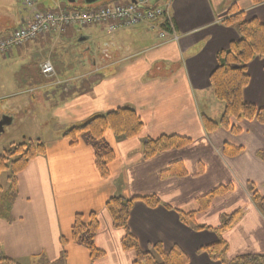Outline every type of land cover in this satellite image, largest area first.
<instances>
[{
	"label": "crops",
	"instance_id": "0c3cea01",
	"mask_svg": "<svg viewBox=\"0 0 264 264\" xmlns=\"http://www.w3.org/2000/svg\"><path fill=\"white\" fill-rule=\"evenodd\" d=\"M63 1L80 2L59 0L52 8L37 5V9L93 11L111 2L125 5L133 0H110L108 5L98 3L104 1L100 0L87 9L65 6ZM232 5L243 13L244 20L264 23V4L254 6L252 0H172L169 13L179 36L177 43L158 46L156 37L145 26L116 33H108L101 26L100 31H106L102 34L118 35L104 43L100 53L92 50L95 55L89 57V75L96 77V82L80 96L55 104L56 108H67L58 113L64 118L59 123V138L46 142L44 154L17 176V196L7 214L10 219L0 212V245L6 258L19 264H35L44 257L53 264L65 254L62 264H92L87 251L70 240L74 216L86 220L90 213L96 214L99 222L95 247L105 254L94 264H132L135 254L122 251L120 246L126 233L137 239L141 252H148L155 244H160L164 253L177 246L187 256L188 264H214L207 254L197 251L221 240L228 247L227 261L264 254V216L247 193L249 183L254 186L264 182V127L240 121L234 123L241 131L239 135L224 130L207 134L202 120L204 117L218 123L224 112V105L214 98L209 76L216 67V53L239 38L234 27L223 23ZM28 17L24 5V11L14 17L17 24L3 36L22 26ZM96 37L89 33V41ZM64 39L67 44L83 46L88 38L83 28H69ZM247 74L249 83L242 99L263 107L264 57L253 59L247 65ZM118 108L133 110L143 128L132 139H117L110 131L105 133L115 159L108 166L109 177L103 180L95 168L92 148L82 141L69 146L63 131L72 123L80 125ZM162 136L184 137L190 143L143 160L144 142ZM224 144L240 148L241 153L225 157ZM178 161L186 175L161 177L163 170ZM225 185H232L231 193L215 198L207 210L197 212L198 197ZM114 196H154L161 206L150 209L135 202L127 230H115L105 210L106 202ZM244 206L246 212L239 222L219 234L216 229L221 227L222 216ZM178 212L196 215L192 222L182 223ZM196 226L210 230L195 231Z\"/></svg>",
	"mask_w": 264,
	"mask_h": 264
},
{
	"label": "trees",
	"instance_id": "16d2710c",
	"mask_svg": "<svg viewBox=\"0 0 264 264\" xmlns=\"http://www.w3.org/2000/svg\"><path fill=\"white\" fill-rule=\"evenodd\" d=\"M264 3V0H252L254 6ZM229 27L237 30L239 38L229 43L226 49L220 50L215 55L216 67L209 76V83L213 90L214 98L224 105L223 115L218 123L202 118L203 127L207 134L217 130H224L232 135H239L240 129L234 125L236 122H256L264 127V106L256 107L242 101V92L249 83L247 65L255 58L264 57V23L256 19L244 20L243 13L232 5L227 11V19L223 21ZM143 123L137 114L130 108H118L104 115L90 118L81 127L70 128L63 138L69 142V146L75 147L81 140L90 146L94 153L95 168L101 177H108V166L114 161L115 155L105 141V133L110 131L117 139H132L139 135ZM190 140L178 136H162L155 140H146L142 146L143 160L147 161L162 153L177 150L189 145ZM45 146L41 143L19 145L14 149L15 159L7 166L6 158L0 157V174L4 171L10 172L8 183L10 191L5 198L7 202L6 219L10 206L17 196V176L22 173L28 164L37 156L43 155ZM241 153L240 148L224 144L222 154L225 157H236ZM264 159V153H262ZM161 177H180L186 175L183 164L178 161L171 163L161 172ZM232 185L219 186L212 191L196 199L198 211H205L214 198L224 196L232 192ZM251 201L258 207H264V198L260 197L252 184L247 185ZM140 201L148 208L160 206L157 197L125 199L121 197L110 198L105 204L113 229L127 230V223L132 211L134 202ZM246 212V206L237 209L229 215L221 218L222 226L216 231L219 234L227 232L236 225ZM196 213L184 214L178 212L182 223L191 221ZM99 229V222L96 214L90 213L86 220L81 215H75L70 230L71 243L85 249L92 264L101 260L105 254L95 247V237ZM196 231L210 230L208 227H195ZM121 249L124 252L132 251L135 259L132 264H188L187 256L177 247H172L166 254L160 244L152 246L153 252L143 253L140 251L137 240L130 234L121 239ZM206 252L212 262L219 264H264V254L243 255L230 261H225L228 247L224 241H219L199 249ZM161 262L156 260V256ZM65 255L61 256V259ZM0 264H19L4 256L0 245ZM35 264H48L44 257L39 258ZM53 264H62L61 260Z\"/></svg>",
	"mask_w": 264,
	"mask_h": 264
},
{
	"label": "rangeland",
	"instance_id": "374dc122",
	"mask_svg": "<svg viewBox=\"0 0 264 264\" xmlns=\"http://www.w3.org/2000/svg\"><path fill=\"white\" fill-rule=\"evenodd\" d=\"M34 1L36 7L37 5H41L44 8H52L51 5H56L57 3H59V0ZM63 3H65V6L71 5L77 9L89 8V5H85L82 1L73 4H69L64 1ZM98 3H104V5H108L110 4V0H104ZM111 3L120 4L119 2ZM24 5L25 0H0V38L1 36H3L5 31L13 29L17 24L18 21H16L14 17L18 12L20 13L24 11ZM27 11L29 10L27 9ZM226 19L227 14L224 20ZM100 29L101 26H90L87 28H83V33L88 38L87 42L83 46L72 44L70 45L69 43L67 44L64 39L65 32L61 34L52 33V36L50 37L46 36L50 34L48 33L38 37L28 44H24L22 47L12 49L5 55L0 54V114L11 115L14 117L11 124L4 126L3 132L0 134V157L6 158L7 166H9L11 161L15 159L13 153L14 149L17 146L28 145L29 143L36 145L38 142L45 146L46 142L59 138V123L60 120L64 118L59 116L58 113L65 111L67 108H56L55 104H60L62 103V101L69 100L70 98L77 95L80 96L81 94L86 92V90H89L92 82H96V77L91 76V74L89 75V71L91 70L89 57L95 55L92 50L97 49L100 53L103 44L111 42L110 38H115V36L118 35L109 34L108 36H106V34H102L106 33V31L103 30V32H101ZM89 33H92V37H96V35L97 37L92 38L89 41ZM151 34L156 37L155 33ZM175 35L179 40V36L177 34ZM42 37H45V39L42 40ZM157 41L158 46L165 45L159 39H157ZM87 48L91 49L87 51ZM46 62H49L52 65L54 70L53 74L42 73L41 66ZM98 62L100 63L99 65H102V62ZM53 86H55V88ZM88 120L89 119H87L80 125H74L72 123V126H70V128L81 127ZM70 128H66V130L63 131L64 134ZM9 177L10 172L7 170L0 174L1 214H5L7 210L5 207L7 205V202H5V198L8 196V193L11 189L8 183ZM254 184V188L258 192V195L262 197L264 194V182ZM247 193L250 196V192H248V190ZM162 206L166 207L165 205ZM11 207L12 206H10L9 213L11 211ZM256 207L264 216V207ZM192 220L188 222H192ZM148 252H153L152 247ZM197 252L207 254L203 251L200 252L199 249ZM156 260L161 262V258L158 255L156 256ZM224 260L227 261L226 257L224 258ZM33 263L34 262L32 261V264ZM212 263L219 264L216 262Z\"/></svg>",
	"mask_w": 264,
	"mask_h": 264
},
{
	"label": "built area",
	"instance_id": "2783aa9c",
	"mask_svg": "<svg viewBox=\"0 0 264 264\" xmlns=\"http://www.w3.org/2000/svg\"><path fill=\"white\" fill-rule=\"evenodd\" d=\"M171 1L163 0V4H160L159 0H133L125 5L112 4L93 11H68L61 8L40 11L34 0H25L29 17L22 26L0 38V54L5 55L48 33L61 34L69 28L90 26H104L108 33L145 26L163 44L175 43L178 38L169 13ZM41 70L43 74L54 73L49 62L44 63Z\"/></svg>",
	"mask_w": 264,
	"mask_h": 264
},
{
	"label": "water",
	"instance_id": "95a60500",
	"mask_svg": "<svg viewBox=\"0 0 264 264\" xmlns=\"http://www.w3.org/2000/svg\"><path fill=\"white\" fill-rule=\"evenodd\" d=\"M80 1H82L85 4L89 5V4L95 3V2L100 1V0H80ZM69 2H72V1L70 0ZM7 119L8 120L7 121H4V122L3 121H0V133L3 131V127L4 126L9 125L12 122V119L11 118H7Z\"/></svg>",
	"mask_w": 264,
	"mask_h": 264
},
{
	"label": "flooded vegetation",
	"instance_id": "af4514ba",
	"mask_svg": "<svg viewBox=\"0 0 264 264\" xmlns=\"http://www.w3.org/2000/svg\"><path fill=\"white\" fill-rule=\"evenodd\" d=\"M23 114V113H22ZM7 118H11L12 119V121H13V119H14V117L13 116H11V115H6V114H0V121H7L8 119ZM3 129H4V127H3ZM3 132V131H2ZM1 132V133H2ZM0 133V134H1Z\"/></svg>",
	"mask_w": 264,
	"mask_h": 264
}]
</instances>
